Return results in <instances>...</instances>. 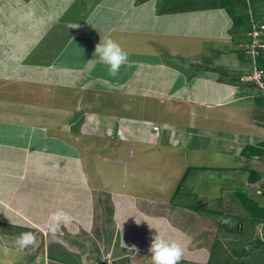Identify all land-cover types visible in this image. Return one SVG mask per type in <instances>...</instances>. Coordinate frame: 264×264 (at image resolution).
<instances>
[{
  "label": "crops",
  "instance_id": "obj_1",
  "mask_svg": "<svg viewBox=\"0 0 264 264\" xmlns=\"http://www.w3.org/2000/svg\"><path fill=\"white\" fill-rule=\"evenodd\" d=\"M220 3L0 0V236L30 231L44 243L34 255V247L19 248L3 240L4 247L19 251L27 261L18 264L89 263L95 258L87 254L90 244L73 241L86 240L89 231L80 222L84 219L78 216L80 211L71 209L69 200L74 198L69 192H77L91 213L95 203L100 207V193H108L114 215L115 198L133 205L140 198L151 200L134 182L144 181L165 162L148 169L151 156L145 158L143 153L135 158L144 144L160 145L166 135L174 147L183 142L180 133L199 135V131L206 139L202 143L208 142L215 130L228 133L221 123L216 129L211 124L218 118L223 121V116L226 123L235 116L233 123L244 124V116L240 115L243 121L238 119L242 110L235 104L245 102L253 111L255 86L236 78L248 67L241 53L244 44L232 36V20ZM107 37L129 53L130 66H122L117 78L108 76L107 67L94 56L95 46ZM217 54L232 56L216 61ZM253 117L252 113L249 126L264 129ZM108 139L113 141V153L101 149V142ZM217 147L224 146L217 143ZM185 165L174 194H187L180 190L191 172V165ZM51 166L64 168L65 174L78 172L80 180L75 183L69 174L55 180L47 175ZM32 187L44 191L46 200L32 195L39 202L22 208ZM218 187L213 189L219 194L216 198L223 192ZM58 195L67 199V210L55 204ZM99 212L101 222V207ZM5 214H15L17 220H6ZM70 221L76 225L73 233L68 229ZM95 231L101 232L100 223ZM120 247L122 255L130 253L127 246ZM110 254L111 250L102 258L107 264Z\"/></svg>",
  "mask_w": 264,
  "mask_h": 264
},
{
  "label": "rangeland",
  "instance_id": "obj_2",
  "mask_svg": "<svg viewBox=\"0 0 264 264\" xmlns=\"http://www.w3.org/2000/svg\"><path fill=\"white\" fill-rule=\"evenodd\" d=\"M259 9L264 11V6H259ZM260 19L264 20V14L260 16ZM236 38L240 44L242 42L243 44L247 42L246 38L241 39L239 36H236ZM231 56L232 55L228 56L227 54L219 56L217 54L216 57L218 58H216V61H222ZM245 69L246 68L243 70ZM255 89L252 91L253 94L258 93ZM194 94H196V92H194ZM235 105H238V107H240L239 110H242L238 113V119L243 121L242 119L244 118H240V115L244 116V124L242 123V125H240L233 123L235 116L229 117V123L224 122L225 116H223V121L221 118H218V120L211 122L214 129L217 127L220 128L221 123V127L225 131L228 130L227 134H225V132L223 133L227 136V140L224 141L225 143L223 142V134L216 132L217 130L212 132L213 134L209 141L205 143L202 142L206 139L201 136V134L204 133L200 131L199 135H195L196 133L194 132L193 134H190V132H182L180 135H184L183 142L179 143L177 146L173 147L169 145L172 139L170 136L164 135L160 145L146 143L142 148H139L140 152L136 150L135 158L142 156L143 153L145 158L151 156L150 159H147V162L149 161L152 163V166H150V168L148 167V169L157 167L154 164L158 162L164 161L165 163L161 166V169L155 171L154 174L145 175L143 177L145 178L144 181H142V179L134 182L138 190L146 193L151 200L146 201V199H144V201L141 198L137 201L135 200L134 207L132 201L127 203L121 202L119 198L114 199L116 211L114 215L108 217L107 221V228L110 229L114 240L110 254L111 258H113L112 260L123 256L120 246H127L130 248V253H128L127 256L132 259L131 263L151 264V254L148 250L153 236L160 233L166 238L178 240L182 244L185 250L182 259L202 261L205 264H264L263 249L251 250L243 256H236V250L240 251L242 248L250 250L251 246L247 241L246 235L241 234L242 238H240L237 235L229 234V232L226 231L227 229L223 226L224 224L229 229L231 224L237 222L236 216H242L243 214L239 203L235 200L233 195L234 190H245L254 199L259 201L260 204H264V196L262 194L264 191V158H255L248 161L238 153L239 148L244 145L248 143L256 144L259 140H263L264 129H260V133V130H256L249 126V120L252 118V113L254 115V109L253 111H251V109L248 110L249 106L247 107L245 102H236ZM215 118H217L216 115ZM187 129L191 131L189 128ZM171 136L174 135L172 134ZM234 139L238 140L236 141ZM89 140H92V137H88V141ZM112 143L113 141L109 139L108 141L103 140L101 142V145H103L101 149H104L105 153H113V149L110 148ZM217 143L224 147H217ZM229 146L230 148H228ZM106 164L111 167V169L114 168L110 163ZM185 164L191 165V172L187 176L185 182H183L180 190L187 192V194L184 195L181 191H177V193L174 194L178 181L182 178V174L186 170L187 165ZM201 166L208 167L209 169L198 171L195 169V167ZM240 166L258 170L262 174V179L254 185L248 184L246 173L240 169ZM102 168L103 167H101V169ZM226 168H235L237 172H235V170L228 171ZM49 169L50 170H47V175L55 180L62 181L64 179L62 177H67L68 174L75 183L80 180L78 172L75 174L71 172L65 174L63 171L64 168L60 169L59 167L51 166ZM44 170L46 172V169ZM73 170L76 169L73 168ZM212 183H215L214 186H212ZM192 186H194L193 189L196 193L192 191ZM218 186H222L223 190L220 199L216 198L219 194L217 191H214L216 188H219ZM30 190L28 194H25L26 199L22 208L26 205L39 202V199L46 200L45 192L41 191V189L32 187ZM64 190L75 189L64 188ZM64 190H60L61 195H64V193L66 195L67 191ZM5 193L6 191H3L1 195L5 196ZM214 193L215 195H213ZM69 194V198H74L69 200L71 209L77 212L79 210L78 216L81 217L83 215L84 217L80 222H82V224L86 226L85 229L89 231L86 240H101L103 243V241L106 240L105 233H97L95 231L96 228L98 231L100 223L98 219V217H100L99 205L95 203L94 211L91 213L87 207L82 206L83 202L81 203V201H79L77 192H69ZM32 195L40 197L38 199L32 197ZM58 197L59 195L57 199ZM64 199L61 196L55 204H62L64 207L63 209L67 210ZM109 201L111 205H113L110 197ZM184 201L187 206H184ZM72 203H75V205H72ZM83 205H86V203H83ZM212 210L220 211L221 214H214ZM28 214L30 215L32 213ZM69 214L72 218H75L74 214ZM1 216L2 214H0V217ZM90 216L92 217L88 220ZM222 216H228L229 219H223ZM4 219L17 220L15 214H5ZM70 223L71 224H67L69 225L68 229L73 233L76 231V225H74L72 221H70ZM55 225L54 223L52 227ZM94 226L95 228L91 230ZM247 229L248 224L244 222V231ZM248 230L252 238L257 234L256 227L249 228ZM8 231H10L9 233L16 234L15 229H10ZM117 231H119V234ZM13 238L16 239V236L10 238L0 236V264L27 262L26 259L22 258L23 255L19 251L4 247L2 241L5 240L6 244H11L15 242ZM67 241L72 243L70 242L71 240ZM193 244L197 246H193ZM82 250H84V248H80V251ZM132 250H134V252ZM116 264L124 263L117 262Z\"/></svg>",
  "mask_w": 264,
  "mask_h": 264
},
{
  "label": "trees",
  "instance_id": "obj_3",
  "mask_svg": "<svg viewBox=\"0 0 264 264\" xmlns=\"http://www.w3.org/2000/svg\"><path fill=\"white\" fill-rule=\"evenodd\" d=\"M221 7L224 8L228 15L232 20V36L239 38L247 39V32L250 29V21L249 16L247 14L248 9L252 11L254 14V18L256 20H261L260 16H263V10L259 9V6H264V0H249V4H247L246 0H221ZM262 13V14H261ZM243 43V42H242ZM243 55H246V59L244 63L248 65L247 69L250 66L249 56L246 54L245 49L241 51ZM260 65L264 67V53L260 58ZM239 75H236V78L239 80ZM253 85V84H252ZM251 85V86H252ZM254 86V85H253ZM257 90V89H255ZM258 93L254 94L253 107H254V118L257 125L264 127V95H262L259 90ZM241 156L245 157L246 160H253L255 158L262 159L264 157V141H259L256 144H246L242 150L240 151ZM243 172L247 174V183L250 185H254L262 179V174L258 170L254 168H248L246 166L240 168ZM226 170H230V168H226ZM99 196V203L101 207V233H105V239L102 245H99L98 240H73L75 243L80 241V245L84 243H89L86 247L87 254L95 255V258L91 260L87 264H107L104 260H102L103 256L107 255L111 250L113 235L110 229L107 228L108 217L113 213V206L109 201V194L106 192H101ZM264 196V191L262 192ZM235 200L239 203L242 209V216H236L237 222L231 224L229 229L224 224L223 226L227 229L226 231L229 234H234L242 238V235H246L247 241L250 244V250L242 248L240 251L236 249V256H243L249 253L251 250L263 249L264 250V227L262 229L261 236L257 233L255 236L250 235L249 228H254L255 225L261 221H264V204H260L259 201L254 199L251 195H249L245 190L236 189L234 190ZM220 199V197H219ZM214 214H221L220 211L212 210ZM225 217V218H224ZM222 216L223 219H229L228 216ZM244 222L248 224V229L244 231ZM37 246H31L33 248V254L36 255L43 248V239L40 238ZM83 243V244H82ZM113 259V258H112ZM112 264H116L117 262H123L124 264H133L131 263V258L123 255L122 257L112 260ZM181 264H202L195 263L192 261H188L185 259L181 260Z\"/></svg>",
  "mask_w": 264,
  "mask_h": 264
},
{
  "label": "clouds",
  "instance_id": "obj_4",
  "mask_svg": "<svg viewBox=\"0 0 264 264\" xmlns=\"http://www.w3.org/2000/svg\"><path fill=\"white\" fill-rule=\"evenodd\" d=\"M94 56H97L99 62L107 67L108 76L112 78L119 76L122 66H130L129 53L111 37L105 38L95 46ZM14 243L19 248L38 245L36 235L30 231L20 233ZM148 251L151 254V264H181L185 250L178 240L157 233L153 236Z\"/></svg>",
  "mask_w": 264,
  "mask_h": 264
},
{
  "label": "built area",
  "instance_id": "obj_5",
  "mask_svg": "<svg viewBox=\"0 0 264 264\" xmlns=\"http://www.w3.org/2000/svg\"><path fill=\"white\" fill-rule=\"evenodd\" d=\"M246 2L249 4V0H246ZM247 14L250 29L247 32V42L244 44V49L249 56L250 66L240 75L239 79L243 82L252 83L264 95V67L260 65V58L264 53V20H256L250 9H248ZM255 227L257 233L261 236L264 221L257 223Z\"/></svg>",
  "mask_w": 264,
  "mask_h": 264
}]
</instances>
